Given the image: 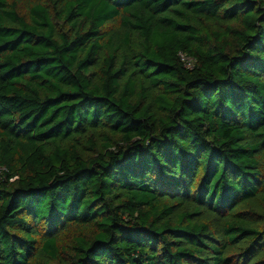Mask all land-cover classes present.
<instances>
[{
	"label": "trees",
	"instance_id": "1",
	"mask_svg": "<svg viewBox=\"0 0 264 264\" xmlns=\"http://www.w3.org/2000/svg\"><path fill=\"white\" fill-rule=\"evenodd\" d=\"M0 264H264V0H0Z\"/></svg>",
	"mask_w": 264,
	"mask_h": 264
}]
</instances>
